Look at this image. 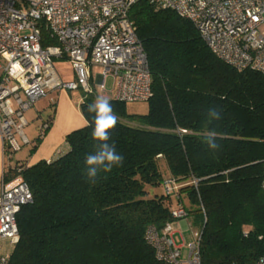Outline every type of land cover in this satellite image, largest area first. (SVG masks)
Segmentation results:
<instances>
[{
	"label": "trees",
	"instance_id": "16d2710c",
	"mask_svg": "<svg viewBox=\"0 0 264 264\" xmlns=\"http://www.w3.org/2000/svg\"><path fill=\"white\" fill-rule=\"evenodd\" d=\"M129 16L148 58L152 94L140 114L109 100L118 122L108 143L123 164L88 182L85 157L101 142L91 137L94 114L87 111L94 96L83 95L87 123L66 135L68 150L21 172L32 200L16 215L8 264H166L145 230L170 221L184 195L201 233L202 263L252 264L264 254V73L218 58L173 10L139 0ZM41 34L43 47L56 44L48 29ZM215 131L218 150L204 140ZM165 178L176 180V193L157 192Z\"/></svg>",
	"mask_w": 264,
	"mask_h": 264
},
{
	"label": "built area",
	"instance_id": "2783aa9c",
	"mask_svg": "<svg viewBox=\"0 0 264 264\" xmlns=\"http://www.w3.org/2000/svg\"><path fill=\"white\" fill-rule=\"evenodd\" d=\"M139 0H0V138L4 160L30 143L23 132L24 112L50 91L79 89L83 95L107 96L131 103L152 94L151 73L136 25L129 16ZM155 9H170L190 20L209 49L236 69L264 73V0H145ZM42 28L56 44L42 46ZM66 58L74 72L64 80L53 59ZM101 71L93 74V67ZM111 78V87L105 81ZM97 89H96V88ZM92 89L89 93L88 89ZM47 123L41 125L39 137ZM264 192V157L261 159ZM26 163L16 164L0 189V264H8L18 240L16 215L31 202L32 193L21 176ZM191 183L197 187V180ZM166 194L176 193L173 178L162 182ZM162 228L150 224L145 239L158 260L166 264H203L201 233L193 231L187 256L173 239L174 224L189 217L182 203ZM252 264H264V254Z\"/></svg>",
	"mask_w": 264,
	"mask_h": 264
},
{
	"label": "crops",
	"instance_id": "0c3cea01",
	"mask_svg": "<svg viewBox=\"0 0 264 264\" xmlns=\"http://www.w3.org/2000/svg\"><path fill=\"white\" fill-rule=\"evenodd\" d=\"M52 93L54 94V98L50 99V105H54L52 114L44 117L45 111L33 110L32 108L24 112L27 124L23 132L29 139V144L14 152L8 160H4L0 138V189L2 181H10L13 175L11 169L17 163L32 165L40 160L55 159L68 150V145L65 141L66 135L86 125L87 122L79 107L82 99L80 90L78 96L73 93V90H58ZM29 110H33V112L27 118L25 114ZM44 123H47L48 126L43 130L40 139H38L41 125ZM31 125L34 127L28 133L27 129ZM26 147H28L27 151H23Z\"/></svg>",
	"mask_w": 264,
	"mask_h": 264
},
{
	"label": "clouds",
	"instance_id": "9594fccd",
	"mask_svg": "<svg viewBox=\"0 0 264 264\" xmlns=\"http://www.w3.org/2000/svg\"><path fill=\"white\" fill-rule=\"evenodd\" d=\"M89 93L92 89H88ZM87 111L93 113V124L91 137L95 141H100L96 145V150L85 157L86 178L91 184H96L100 178V173H109L114 167L122 166L124 157L119 154L114 145L108 143L110 132L115 129L118 117L115 115L109 99L105 96L96 95L93 102L87 105ZM220 113V110L218 109ZM220 120V114L217 115ZM217 132L212 137H204L205 142L213 150H218L220 145L216 142Z\"/></svg>",
	"mask_w": 264,
	"mask_h": 264
},
{
	"label": "rangeland",
	"instance_id": "374dc122",
	"mask_svg": "<svg viewBox=\"0 0 264 264\" xmlns=\"http://www.w3.org/2000/svg\"><path fill=\"white\" fill-rule=\"evenodd\" d=\"M261 29L264 30V25L261 27ZM53 62H54V66H55L57 72L59 73V75L62 79L72 80L74 78V72H73V69L71 68V64H70L68 59H66V58H61V59L60 58H54ZM100 71H101V68H99L98 66L93 67V74L94 75ZM111 83H112L111 78H107L105 81L106 87L110 88ZM52 92H48L45 96L41 97L35 103V105L32 107V109L45 111V113L43 114L44 117L49 115V114H52L53 106H54V105H50L51 104L50 99L54 98V94ZM73 93L78 96L79 90L75 89V90H73ZM106 97L109 100H111L113 95H112V93H109ZM126 106H127V111L131 114L132 113H134V114L144 113L147 109L146 102H131V103H127ZM33 110H29L26 112L25 115L27 118H29L31 116ZM33 127L34 126L31 125L27 129V132L30 133L31 129H33ZM27 148L28 147H26L25 149L23 148L24 149L23 151H27ZM160 166L162 169H165V163L162 160H160ZM162 189L163 188L158 187L157 192H161ZM181 198H182L181 203L183 205L190 206V202L185 195L182 196ZM191 220H192L191 217H186V218L177 220L174 224L173 239L177 245H182V247H181V253H182L181 258L182 259H184L187 256L186 244L193 240V231H196L198 229L197 226L192 224Z\"/></svg>",
	"mask_w": 264,
	"mask_h": 264
}]
</instances>
